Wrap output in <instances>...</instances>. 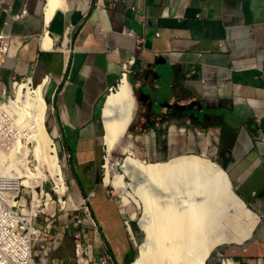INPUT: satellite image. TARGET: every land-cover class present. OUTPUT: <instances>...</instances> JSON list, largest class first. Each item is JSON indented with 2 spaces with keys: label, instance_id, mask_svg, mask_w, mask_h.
<instances>
[{
  "label": "crops",
  "instance_id": "1",
  "mask_svg": "<svg viewBox=\"0 0 264 264\" xmlns=\"http://www.w3.org/2000/svg\"><path fill=\"white\" fill-rule=\"evenodd\" d=\"M7 2L24 16L5 25L0 6V30L28 37L0 54V103L14 79L45 84L47 129L71 155L79 195L95 191L91 264L105 252L115 264L131 257L132 225L95 176L105 102L131 59L139 106L126 147L153 160L210 150L261 219L230 254L264 264V0H65L50 22L48 0ZM54 228L53 255L75 263L73 225Z\"/></svg>",
  "mask_w": 264,
  "mask_h": 264
},
{
  "label": "bare ground",
  "instance_id": "2",
  "mask_svg": "<svg viewBox=\"0 0 264 264\" xmlns=\"http://www.w3.org/2000/svg\"><path fill=\"white\" fill-rule=\"evenodd\" d=\"M64 6L65 0H48L47 22L52 20L59 7ZM50 42V38H46L44 47L50 46ZM18 84L17 82L15 85ZM34 86L33 79L27 78V82L18 85L16 99L12 104H0V141H5L0 146V169L5 170L6 162L9 168L19 169V165L23 166L24 171L21 175H16L14 182L32 184L31 195L34 200H41L45 195L44 185L37 182L52 178L59 196V206L63 209L66 206L63 195L67 193L69 186L60 165V152L46 125L49 104L44 95L45 84ZM136 109L133 86L128 77L123 76L116 90L108 95L104 106L103 139L107 152L112 151L127 132ZM29 144L35 149V165L31 166L32 161H25L23 156L24 146ZM123 163L122 173L118 170V164L108 163L105 178L106 184L112 183L120 192L122 205H128L132 201L126 191L127 176L144 177L159 184L161 189L169 185L176 187L179 180L185 179L190 183L195 198L194 202L185 200L178 204L167 196H154V189L143 187L136 190L134 201L140 204L142 200L146 208V215L140 223L147 237L132 264H207V259L216 246L244 242L252 236L260 220V216L250 210L235 192L226 169L209 157L183 154L168 161L147 163L129 155ZM45 166L49 173L43 171ZM113 170L116 173L114 178L111 176ZM228 201H232L249 219L245 229L234 228L238 231L236 235L229 234ZM223 264L236 263L225 259Z\"/></svg>",
  "mask_w": 264,
  "mask_h": 264
},
{
  "label": "built area",
  "instance_id": "3",
  "mask_svg": "<svg viewBox=\"0 0 264 264\" xmlns=\"http://www.w3.org/2000/svg\"><path fill=\"white\" fill-rule=\"evenodd\" d=\"M0 6L7 15L5 25L24 16V12H14L13 5L7 0H0ZM27 37V35L13 34L4 29L0 30L2 60L5 61L6 58L16 55ZM133 64L134 59L123 64V76L132 72ZM17 82V80L14 81V83ZM4 166L5 170L0 169V264H67L53 255L57 245L51 221L56 207L53 194L45 189L44 197L41 200H34L31 195L32 184L14 182L16 175H21L24 167L19 165V169L18 167L9 168L8 162ZM37 184L42 183L37 182ZM53 191L57 193L56 185ZM93 195L92 191L79 200L74 198L76 213H73L71 222L75 251V263L73 264H91V251L85 233L89 229L97 232L99 227L91 211ZM111 195L115 196L113 190H111ZM63 198L67 200L66 194ZM100 263L115 264L113 257L106 252L100 259Z\"/></svg>",
  "mask_w": 264,
  "mask_h": 264
},
{
  "label": "rangeland",
  "instance_id": "4",
  "mask_svg": "<svg viewBox=\"0 0 264 264\" xmlns=\"http://www.w3.org/2000/svg\"><path fill=\"white\" fill-rule=\"evenodd\" d=\"M27 78L28 77L18 79V83L21 84V83L27 82ZM119 83H120V81H119ZM119 83L115 85L116 88L118 87ZM18 85H15L14 88L11 89L13 87V83H11L10 87L7 89L6 98L2 102H6L8 105H10L15 101L16 91H17ZM34 87H37V86L35 85ZM111 92L112 91H110L108 94H110ZM134 92H135V90H134ZM44 95H45L47 103L49 104V98L47 97V94L44 93ZM135 96H136V100H137V109H136V113H137L139 102H138L136 92H135ZM47 111H48V115H49V109ZM48 115H47V120H48ZM135 118H136V114H135L134 119ZM134 119H133V121H134ZM133 121L130 124V126L128 127L127 132L123 135V137L120 138V140H119L120 143L112 151L107 152L106 146L104 144V139L102 137V139H101V141H102L101 152H100L101 160H100V164H97V167L95 169L96 170L95 176H96L97 182L102 183L103 189H105L107 191L113 190L116 193L115 197H114L115 203H117V205L120 207V209H122L124 211V216H125L126 220H129V222L132 225L131 228H132V232H133V234H132L133 235V238H132V245L133 246L131 247L132 249H131L130 260L127 261L126 264H132L136 260V258L139 255L140 246L143 242H145L146 237H147L145 231L142 230L141 223H140L141 219L146 215L145 204L142 200H140V197L137 195L136 196L141 201V203L137 204V202L134 201V199H133V195L135 194L137 189L143 188V187L145 189H147V187H148V189H151V190L154 189L153 190L155 192L154 196H157V195L163 196L164 195V196H167V198L174 199L176 201V203H178V204H180V203L182 204L183 201H185V200H190L191 202L195 201L194 195L191 191V185L185 179L179 180V182L176 184V187H171L169 185V186H166L165 188L161 189L159 184L157 185L156 182H154V183L150 182V181H148V179H146L144 177L127 176L125 179L127 184H128L126 191L128 193V197L131 198L132 201L128 205H122L123 204L122 196L120 195V192L118 191L116 186L113 185L112 183L111 184L105 183V178H106L107 169H108L107 168L108 163L118 164V170H119V172L122 173L123 171H121L122 170L121 166L124 164L123 163L124 159L126 157H128L129 155H133L137 158H140L142 161L147 162V163L164 162V161H168L174 157V156L170 157L166 160H153V159H149V158L144 157L142 150H136V149L131 148L132 147L131 142H132V136H133L132 130H131V125L133 124ZM0 124H1V122H0ZM46 125H47V123H46ZM48 131H49V129H48ZM104 133H105V131H104ZM52 138H53V136H52ZM4 142H5L4 140L3 141L1 140L0 146ZM127 144H130L131 147H126ZM60 146H61V148L59 150L60 155L58 154L59 155V161H60V165L64 171L65 180H67V184L69 186V191L66 193L67 204H66L65 208L60 209L59 202H58V195H57V193H55L53 191V188L55 187V183L53 182L54 180L52 178H47L48 180L41 181V183L44 185L46 191L51 192L53 194L55 200H56L55 215L53 218H51L52 225H53V232L55 230V228H54L55 225L62 227L63 225L67 226L69 223L72 222V215H73V213H76L75 212L76 210H74L75 209V203H74L73 195L76 196V199H78V200L81 197L76 190V181H75L73 171H72V167H71V163H70L71 157L69 156L68 151L66 149H64L62 141H61ZM125 148H128V150L126 151ZM23 151H24V154L23 153L22 154L25 158V161H29V162L32 161V163H30L29 166H31L32 164L35 165V161H34L35 149L33 148V145L29 144V145L24 146ZM210 153H211L210 150H208L207 153H184V154H195V155H200L203 157H209L213 161L217 162V160L214 159V157L210 156L211 155ZM180 155H183V154H180ZM176 156H178V155H176ZM43 171L45 173H49L48 167L45 166V169ZM111 172H112L111 176H112V178H114L116 176V173L114 170ZM150 183H152V184H150ZM232 183H233V181H232ZM135 185H137V186H135ZM153 185H154V187H153ZM156 185L159 188L155 187ZM233 188H234L235 192L237 193L236 188L234 186V183H233ZM133 190H135V191H133ZM244 202L246 203V205L248 206V208L250 210L257 213L253 209V207H251L245 200H244ZM227 206H228L227 212L230 213L229 214L230 216L228 217L230 220L228 222L229 223L228 227L231 228L229 234L236 235L238 233V231L234 230V228L235 229L237 228L238 230L245 229L248 226L245 224H247L249 219L247 218L248 216L245 213L241 212L240 208H237L236 205L232 201H228ZM91 210H92V206H91ZM92 214H93V211H92ZM257 214L260 216L259 213H257ZM132 215H135V216L132 217ZM93 216H94V214H93ZM260 220L256 224V227L259 224ZM42 221H43V219H42ZM238 222L240 223V225H237ZM232 224H234V225H232ZM255 228H254V231H255ZM254 231H253V233H254ZM253 233H252V235H253ZM247 239H249V238H247ZM247 239L244 242L224 243V244H220V245L216 246L214 248V250L212 251L211 255L209 256V258L207 259V264H223L224 263L223 261H225L224 259H230L232 262L237 264L238 261L233 259V256H231L230 253L234 248L245 243L247 241ZM220 249H224L226 254L220 256L219 255ZM49 264H51V263H49Z\"/></svg>",
  "mask_w": 264,
  "mask_h": 264
},
{
  "label": "clouds",
  "instance_id": "5",
  "mask_svg": "<svg viewBox=\"0 0 264 264\" xmlns=\"http://www.w3.org/2000/svg\"><path fill=\"white\" fill-rule=\"evenodd\" d=\"M130 73H131V72H130ZM130 73H129V74H130ZM129 74H128L127 76H125V77H128V79H129ZM122 77H123V75H121L120 79H121ZM120 79H119V81H120ZM15 80L18 81V79H14V81H15ZM14 81H13V83H14ZM119 81H118V83H119ZM118 83H117V84H118ZM112 88H114L113 90L116 89V87H112ZM112 88H111V89H112ZM111 89H110V91H112ZM59 138H61V137H59ZM59 138L57 139V142H58ZM53 139H55V138L53 137ZM68 153H69V152H68ZM69 156H71L70 153H69ZM66 182H67V180H66ZM90 192H92V191H88V192L85 193L83 196L87 195V194L90 193ZM93 192H94V195H93L92 197L95 196V191L93 190ZM114 193H115V192H114ZM115 194H116V193H115ZM110 195H111V190H110ZM83 196H82V197H83ZM111 196H112V195H111ZM92 197H91V199H92ZM112 197L114 198L115 196H112ZM80 198H81V197H80ZM66 201H67V200H66ZM66 204H67V203H66ZM91 211H92V210H91ZM92 215H93V214H92ZM94 218L96 219L95 216H94ZM96 220H97V219H96ZM97 222H98V221H97ZM98 224H99V223H98Z\"/></svg>",
  "mask_w": 264,
  "mask_h": 264
}]
</instances>
